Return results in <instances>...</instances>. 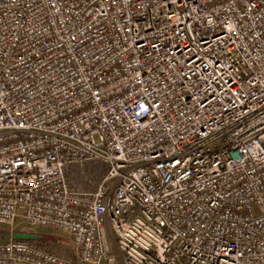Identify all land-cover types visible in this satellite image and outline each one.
<instances>
[{"label": "built area", "instance_id": "1", "mask_svg": "<svg viewBox=\"0 0 264 264\" xmlns=\"http://www.w3.org/2000/svg\"><path fill=\"white\" fill-rule=\"evenodd\" d=\"M83 162L105 167L92 190L67 177ZM17 216L82 264H264V0H0ZM0 264L72 263L11 237Z\"/></svg>", "mask_w": 264, "mask_h": 264}, {"label": "rangeland", "instance_id": "2", "mask_svg": "<svg viewBox=\"0 0 264 264\" xmlns=\"http://www.w3.org/2000/svg\"><path fill=\"white\" fill-rule=\"evenodd\" d=\"M104 172L105 167L99 162H83L67 167V177L70 184L80 190H92ZM111 183L112 181L108 184ZM16 236H28L35 245L63 257L72 264H82L77 258L70 237L62 231L51 227L30 225L20 216H17L11 225L0 224V241ZM112 249L117 255L115 264H122L123 258L119 257L115 247Z\"/></svg>", "mask_w": 264, "mask_h": 264}, {"label": "water", "instance_id": "3", "mask_svg": "<svg viewBox=\"0 0 264 264\" xmlns=\"http://www.w3.org/2000/svg\"><path fill=\"white\" fill-rule=\"evenodd\" d=\"M24 236H25V235H24ZM24 236H22V237H21V236H16V237H13V238L27 239V240L30 239L28 236H26V237H24Z\"/></svg>", "mask_w": 264, "mask_h": 264}, {"label": "trees", "instance_id": "4", "mask_svg": "<svg viewBox=\"0 0 264 264\" xmlns=\"http://www.w3.org/2000/svg\"><path fill=\"white\" fill-rule=\"evenodd\" d=\"M30 241H32V239H29ZM48 243H51V242H48Z\"/></svg>", "mask_w": 264, "mask_h": 264}]
</instances>
